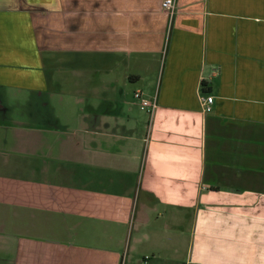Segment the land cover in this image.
<instances>
[{"label": "crops", "instance_id": "crops-1", "mask_svg": "<svg viewBox=\"0 0 264 264\" xmlns=\"http://www.w3.org/2000/svg\"><path fill=\"white\" fill-rule=\"evenodd\" d=\"M162 2L0 0V264H264V0Z\"/></svg>", "mask_w": 264, "mask_h": 264}, {"label": "rangeland", "instance_id": "rangeland-1", "mask_svg": "<svg viewBox=\"0 0 264 264\" xmlns=\"http://www.w3.org/2000/svg\"><path fill=\"white\" fill-rule=\"evenodd\" d=\"M71 54L73 53H66L65 54L66 57L64 56V58L61 59L58 58L61 56H57L56 62L55 60H52L53 62L57 63L53 65L54 68L53 73L57 76V78H63L69 83L64 85L65 88H71L72 90H76V88L81 87L82 91L87 92V54L85 53L82 54L77 53L78 55H71ZM71 56H74V58L71 59L70 61L72 60H76V61L70 64L69 57ZM65 61L68 62L63 63ZM79 90L81 89L78 88L77 91ZM36 102L33 99H29L27 102L24 103L25 110L31 111L32 108L34 109L36 106ZM55 107L59 109V111H62V109H64V107H62L61 105L58 106L55 105ZM80 108L87 111V102H85L84 104L81 103ZM26 118L28 120H32L31 117H26Z\"/></svg>", "mask_w": 264, "mask_h": 264}, {"label": "built area", "instance_id": "built-area-1", "mask_svg": "<svg viewBox=\"0 0 264 264\" xmlns=\"http://www.w3.org/2000/svg\"><path fill=\"white\" fill-rule=\"evenodd\" d=\"M162 6L172 19L174 14L176 13V0H163ZM134 95L140 107L147 110L152 116L153 112L158 107L157 97H147L142 90H137ZM213 101V95L201 97L202 109L205 113H208L212 110Z\"/></svg>", "mask_w": 264, "mask_h": 264}]
</instances>
